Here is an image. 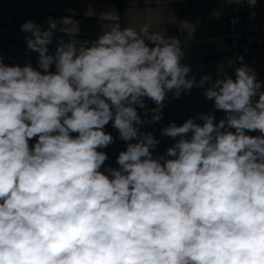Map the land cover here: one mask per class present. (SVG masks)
I'll return each instance as SVG.
<instances>
[{
	"label": "clouds",
	"instance_id": "9594fccd",
	"mask_svg": "<svg viewBox=\"0 0 264 264\" xmlns=\"http://www.w3.org/2000/svg\"><path fill=\"white\" fill-rule=\"evenodd\" d=\"M47 25H21L37 67L0 58V264H264L256 72L244 64L234 79L220 71L197 82L180 40L147 24L103 25L97 39H59L49 54L56 31L75 36L79 27L67 16ZM193 87L224 118L170 123L161 136L175 142L154 156L160 141L140 126L161 120L169 92L179 99ZM145 98L155 107L142 120ZM109 122L127 147L118 168L101 171L108 156L98 149L115 139L104 131Z\"/></svg>",
	"mask_w": 264,
	"mask_h": 264
},
{
	"label": "crops",
	"instance_id": "0c3cea01",
	"mask_svg": "<svg viewBox=\"0 0 264 264\" xmlns=\"http://www.w3.org/2000/svg\"><path fill=\"white\" fill-rule=\"evenodd\" d=\"M232 4L228 0H0V58L6 65L24 66L30 62L37 67L38 54L27 49L25 36L29 34L21 31V25L31 20L46 29L49 17L59 20L67 16L78 22L79 32L73 36L56 31L52 44L48 46L49 54H54L59 39L65 42L75 40L77 44L97 39L103 34V25L119 23L122 28L133 27L139 31L147 24L152 31L164 32L166 37L180 40L185 53L181 62L191 68L189 77L194 75L198 82L204 75L210 74L214 81L217 73L223 71L233 78L232 52L228 40L222 36ZM89 9L94 15H86ZM108 12L118 14L119 20L103 19L102 15ZM51 71H55L54 66ZM145 104L147 116L145 110L137 106L142 120L151 119L150 110L155 107L154 102L147 98ZM164 105L160 121L140 126L142 132H151L160 141L153 151L154 156L164 155L175 142L172 138L161 136L162 128L172 122L180 126L199 113L214 114L212 101L205 100L203 89L197 87L182 93L179 99L173 98L169 92ZM104 131L115 139L107 148L98 149L108 156L101 171L108 167L118 168V154L127 147V142L117 138L119 133L111 122ZM36 139L29 141L30 147Z\"/></svg>",
	"mask_w": 264,
	"mask_h": 264
},
{
	"label": "built area",
	"instance_id": "2783aa9c",
	"mask_svg": "<svg viewBox=\"0 0 264 264\" xmlns=\"http://www.w3.org/2000/svg\"><path fill=\"white\" fill-rule=\"evenodd\" d=\"M222 36L228 40L232 52V75L235 76V67L246 64L256 72L257 80L264 83V0H257L255 7H249L246 3H233ZM261 90L264 91V87ZM210 101L214 105V101ZM214 115V122L218 123L225 113L214 108ZM246 134L255 136L259 132Z\"/></svg>",
	"mask_w": 264,
	"mask_h": 264
},
{
	"label": "rangeland",
	"instance_id": "374dc122",
	"mask_svg": "<svg viewBox=\"0 0 264 264\" xmlns=\"http://www.w3.org/2000/svg\"><path fill=\"white\" fill-rule=\"evenodd\" d=\"M235 77L233 76V79H234ZM262 87H264V83H262Z\"/></svg>",
	"mask_w": 264,
	"mask_h": 264
}]
</instances>
